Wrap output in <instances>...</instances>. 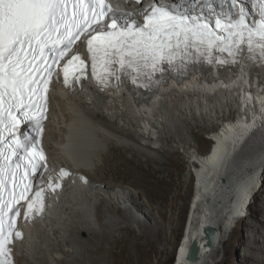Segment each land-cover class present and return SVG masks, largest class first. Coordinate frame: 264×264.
<instances>
[{
  "label": "bare ground",
  "instance_id": "bare-ground-1",
  "mask_svg": "<svg viewBox=\"0 0 264 264\" xmlns=\"http://www.w3.org/2000/svg\"><path fill=\"white\" fill-rule=\"evenodd\" d=\"M205 74L211 79L209 72ZM240 74L208 86L199 81L201 76L195 77L178 89L167 87L139 106H134L122 91L104 95L86 88L68 95L57 88L45 137L51 163L56 168L81 172L89 182L70 181L48 219L29 228L27 239L17 245L16 264H84L82 253L90 252L91 246L101 249L105 243L117 244L125 231L138 240L133 244L137 250L142 248L139 240L146 239V244L153 237L159 240L164 229L161 223L168 219L162 208H152L153 200L146 194L106 183L96 175L103 173L104 160L114 147L144 156L148 166H164V159L171 160L179 148L192 153L189 137L195 136L194 123L213 131L210 139L214 146L208 156L200 150L207 141H200V149L193 150L197 158L190 164L197 170L200 202L195 196L192 204L196 209H191L176 260L177 264H213L221 245L231 241L235 228L245 222V214L251 212L264 191V144L254 123L264 113V95L252 101L255 93L244 85ZM236 104L238 121L227 115L221 117V107L230 109ZM215 116L224 122L219 131L210 124L209 119ZM138 168L145 172L147 183L159 185L158 169L153 171L146 165ZM262 203L259 220L264 227V198ZM136 228L141 231L138 236ZM209 228L215 231L211 247L205 236ZM250 232L249 242L241 241L245 252L238 255L235 264H264V231L254 226ZM195 241L200 257L190 263L186 255Z\"/></svg>",
  "mask_w": 264,
  "mask_h": 264
},
{
  "label": "snow or ice",
  "instance_id": "snow-or-ice-1",
  "mask_svg": "<svg viewBox=\"0 0 264 264\" xmlns=\"http://www.w3.org/2000/svg\"><path fill=\"white\" fill-rule=\"evenodd\" d=\"M256 2L259 18L249 22L243 7L235 10L238 0L219 12L213 0H203L201 11L212 12L213 26L174 0H125L127 11L108 0H0V264H14V239L23 238L16 229L21 209L26 206L25 221L44 209V189L33 191L32 178L47 170L37 138L57 69L65 84L86 78L90 66L102 89L123 76L147 87L157 72L182 69L198 58L223 64V54L233 61L245 51L264 57V0ZM81 37L90 65L72 52ZM28 123L37 138L26 142L19 129ZM259 135L264 137V128ZM68 175L61 170L57 178ZM47 187L60 185L50 179Z\"/></svg>",
  "mask_w": 264,
  "mask_h": 264
},
{
  "label": "rangeland",
  "instance_id": "rangeland-1",
  "mask_svg": "<svg viewBox=\"0 0 264 264\" xmlns=\"http://www.w3.org/2000/svg\"><path fill=\"white\" fill-rule=\"evenodd\" d=\"M230 107V109L225 107L227 110H224L225 108L223 109L222 107L220 108L221 117L227 115L238 121L239 110L237 104ZM234 107L237 108L235 109V113ZM217 118L218 116H215L214 119H209L214 131H219V128L224 123ZM201 124L203 125V123ZM192 128L195 136H188L191 142L192 153L186 152L185 148H179L172 154L171 160L167 161L164 159V166L153 163L149 165L153 171H157L158 169L156 178L161 180L157 186L158 188L147 183L148 179L145 178V172L140 171L138 168L142 165H146V168L149 167L146 164L144 156H133L130 151H122L119 147L111 149V154L107 155V159L105 158L104 160L103 173H97L96 176L106 183L110 182L122 188L131 187L139 193L146 194L151 201L153 200L152 208L161 207L168 219L165 223H161L164 229L159 240L153 237L148 244H146V239L139 240L142 248L137 250L133 244H136L138 240L130 237L129 232L125 231L122 233V240L117 244L105 243L101 249L91 246L90 252L82 253L84 264H177L178 247L184 236L186 223H188L192 213V201L195 196H197L195 201L199 200L198 193L196 192V185L198 184L197 170L190 164L192 163V158H197L196 154L194 156L193 150L200 149V141H207L209 143L202 146L200 150L204 156H208L214 146V142L210 139L212 137L210 134L213 131H207L202 127H198L195 123L192 125ZM262 186H264L263 183ZM154 192L157 194L156 196ZM263 198L264 191L259 194L257 203L253 204L251 212L245 214V222L240 223L235 228L231 241L225 246L224 244L221 245V251L216 256L213 264H235L240 255L242 256L245 252V248L241 246V241L243 240L245 243L249 242L251 235L250 227L253 228L255 226L259 229V232L264 231V227L260 224L259 220V218H262L260 210L263 207ZM195 204L196 202H194ZM222 229L223 225H221L220 230ZM140 233V229L136 228L135 235L138 236ZM258 236H260L259 233L257 234ZM235 247L238 248L237 252L234 250ZM226 249L227 255L225 256ZM225 258L226 261L223 263Z\"/></svg>",
  "mask_w": 264,
  "mask_h": 264
},
{
  "label": "water",
  "instance_id": "water-1",
  "mask_svg": "<svg viewBox=\"0 0 264 264\" xmlns=\"http://www.w3.org/2000/svg\"><path fill=\"white\" fill-rule=\"evenodd\" d=\"M205 236H207L208 244L211 247L213 245L215 231L209 228L206 230ZM186 257L188 262L190 263H195L199 261V243L197 241L193 242V244L190 246L188 255Z\"/></svg>",
  "mask_w": 264,
  "mask_h": 264
},
{
  "label": "clouds",
  "instance_id": "clouds-1",
  "mask_svg": "<svg viewBox=\"0 0 264 264\" xmlns=\"http://www.w3.org/2000/svg\"><path fill=\"white\" fill-rule=\"evenodd\" d=\"M192 209H196V208H193V204H192ZM187 224V223H186Z\"/></svg>",
  "mask_w": 264,
  "mask_h": 264
},
{
  "label": "trees",
  "instance_id": "trees-1",
  "mask_svg": "<svg viewBox=\"0 0 264 264\" xmlns=\"http://www.w3.org/2000/svg\"><path fill=\"white\" fill-rule=\"evenodd\" d=\"M173 263H174V261H173Z\"/></svg>",
  "mask_w": 264,
  "mask_h": 264
}]
</instances>
